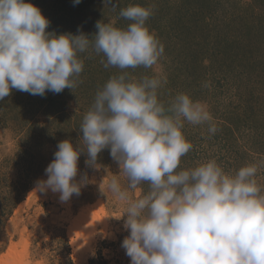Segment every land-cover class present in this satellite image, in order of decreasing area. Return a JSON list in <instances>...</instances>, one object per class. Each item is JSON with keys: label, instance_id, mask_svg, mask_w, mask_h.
Returning <instances> with one entry per match:
<instances>
[{"label": "clouds", "instance_id": "1", "mask_svg": "<svg viewBox=\"0 0 264 264\" xmlns=\"http://www.w3.org/2000/svg\"><path fill=\"white\" fill-rule=\"evenodd\" d=\"M79 4L80 0H74ZM107 3L113 6L112 0ZM152 7L130 4L120 17L126 28L97 21L94 36L47 31L50 21L31 0H0V101L13 89L31 95L60 93L77 86L84 68L80 54L90 48L103 54L104 67L121 70L98 89L80 125L82 143L57 145L35 191L59 193L60 202L80 195L88 177L77 180L78 161L99 169L98 156L109 149L127 178L116 176L110 191L126 202L121 244L130 264H264V188L256 176L264 162L226 173L215 159L179 169L192 149L185 123L208 124L217 131L206 107L187 94L165 106L158 90L163 76L136 79L126 69L151 68L164 45L146 21ZM143 183L149 189L129 195ZM126 217V218H125Z\"/></svg>", "mask_w": 264, "mask_h": 264}, {"label": "rangeland", "instance_id": "2", "mask_svg": "<svg viewBox=\"0 0 264 264\" xmlns=\"http://www.w3.org/2000/svg\"><path fill=\"white\" fill-rule=\"evenodd\" d=\"M42 1L46 8L41 7ZM133 1L145 7L153 4L146 25L164 45V53L151 68L124 71L136 79L163 76L166 83L158 90V99L165 106L177 94H187L206 107L217 127L212 134L207 123H185L183 132L192 149L181 158L179 169L215 159L226 173L234 174L244 165L264 162V5L259 0H117L115 8L107 0H80L79 4L74 0H31L49 19L47 31L55 34H74L85 24L97 21L126 28L130 21L120 17L119 12ZM184 7L202 11L197 15L201 20L198 26L190 14L181 23L179 9ZM204 15L208 23L201 19ZM201 24L206 25L204 29ZM209 35L217 42L230 40L234 54H246L248 49L239 46L245 41L253 46V54L258 53L247 67L235 59L226 67L212 70L202 45L191 47L192 41L200 43ZM90 55L97 62L104 60L103 54ZM204 60L209 67L201 68ZM82 72L79 78L84 87H98L99 83H93ZM96 72L103 85L108 73L118 75L121 70L101 64L96 66ZM69 92L55 97L59 98L57 105L50 101L41 109L30 102L33 95L27 101L12 95L0 101V260L8 259L6 264H77L80 255L83 264H130L121 247L129 231L123 227L124 218H119L127 205L108 187L113 176L123 186L128 181L109 149L106 158L98 161V170L85 163L87 154H81L76 179L86 175L88 182L80 195L62 203L50 190L35 191L36 182L47 178L45 169L54 159L58 139L69 131H65L69 124L65 130L57 129L59 120L51 113L60 109V116L72 115L88 101L69 98ZM229 126H233L231 131ZM256 179L264 188V167ZM144 185L149 187L143 183L129 190V195L140 196ZM99 207L107 223L91 221L94 230L88 225L86 230L91 232L86 234L80 219ZM73 222L79 224L73 236L75 245L71 236Z\"/></svg>", "mask_w": 264, "mask_h": 264}, {"label": "trees", "instance_id": "3", "mask_svg": "<svg viewBox=\"0 0 264 264\" xmlns=\"http://www.w3.org/2000/svg\"><path fill=\"white\" fill-rule=\"evenodd\" d=\"M259 1H260V4L264 5V0H259ZM133 3H134V1L132 2V4ZM40 5H42L41 6L42 8L43 7L46 8L45 1H42ZM152 8H153V4H152ZM179 10L182 11V13L180 14L181 23H182V20H185V18L188 16V14H190V16H192L193 22L197 23L195 25L198 26V23H200L201 20H200V17H198L197 15L202 14V11H200L198 9L194 10V9L189 8V7L188 8L184 7L183 10L182 9H179ZM201 19L205 23H208V22H206L205 15ZM178 23H180V22H178ZM204 26H206V25L201 24V27L203 29H204ZM189 27H190V25H189ZM79 29L80 30L77 32L75 31L74 34H79L80 32H82L86 35L91 36V35H94V33L97 31L96 24H92V23L85 24L84 27H80ZM179 31H181V30L179 29ZM207 37H209V38H207ZM207 37H203L204 41L202 38L201 39L202 42H200V43L198 41H196L197 39H195L194 41H192L193 44L191 47H194L197 45H202V48L208 52V55L206 57L208 60H210V63H211L210 68L212 70L214 68L220 69L224 66L226 67L227 64H232L233 60H235V59H238L240 61V63L245 62V63H241V64L245 65L247 67L248 63L251 61V59H253V55L258 53V52L257 53L254 52L255 54H253V51L251 50V48H253V46L251 45V43H248L245 41V42H239V46L242 48L248 49L246 54L241 53V52L234 54V52L232 50L230 51V47H231V44H230L231 41L230 40H227L224 42H221V41L217 42V41L213 40L210 35ZM228 41H230V42H228ZM201 43H203V44H201ZM93 52L94 51L90 48L88 51L80 54V58L83 59V61H84V68H83L84 76L86 75L88 77V79L91 80L93 83L94 82H97V84L99 83L98 87L91 88L92 90H90V88H88V87L87 88L84 87L82 78L81 79L79 78L80 82L77 84L76 87H74L72 90L69 88H65L62 92H60L58 94L49 91L44 96L33 95L34 97L30 98L31 94H29L27 92H21V91L15 90V89H13L11 91L10 95H12V97H16L17 99H21V100H25V101H27L30 98V102L32 104L35 103L34 105L37 104L38 108L42 107V106L45 107L50 101H51L50 104H56L57 105L59 103L58 102L59 98L55 99V97H57V96L60 97L62 95L64 96L67 91L68 92L70 91L67 95L69 98L75 97L76 99H79V101H85L86 99L88 100V101H86L85 105L83 103V107L80 108V110H77L72 115L71 114L70 115L65 114L63 116L62 115L60 116V113H61L60 109H57L53 113H51L52 116H55V118L57 117L56 120L57 119L59 120V121L58 120L57 121L60 124L58 122L56 123L57 129L63 130V128L67 124H69V126H67L68 127L67 130H65V128H64L65 131H68V130L69 131L66 132L65 136L60 137V139H58L59 142L62 140H65V139H70L74 145L78 144V143H82V137H81L82 133L80 132L79 128H80V125L82 123L83 116L86 114V112L90 109L91 105L93 104L95 94L98 91V89L102 88L103 85L108 81V79L113 76V74L108 73V76H105L106 79L103 82L104 84L101 85V82H99V78H98V75H100V74H97L96 66H100L101 64L104 65V63H102L100 61L97 62L95 60H92L90 54ZM203 55H205V54H203ZM208 57H210V58H208ZM204 63H205V60H204ZM204 63H202V65H200L201 68H206L207 66L209 67V64H206V63L204 64ZM36 98H38V99H36ZM39 109H41V108H39ZM63 119H65V120H63ZM71 125H72V127H71ZM227 129L229 131H231V129H233V126H229ZM82 154H87V153L84 152ZM107 155H108V149L103 150L98 156V161H101L102 159L106 158ZM179 167H181V164ZM181 169H186V168L182 167ZM31 172H29V175L30 174L32 175ZM146 187L147 186L144 185V193L147 192L149 189V187H147V188ZM26 188H28V187H26ZM23 192H24V190H22V194H23ZM20 196H21V193H20Z\"/></svg>", "mask_w": 264, "mask_h": 264}, {"label": "bare ground", "instance_id": "4", "mask_svg": "<svg viewBox=\"0 0 264 264\" xmlns=\"http://www.w3.org/2000/svg\"><path fill=\"white\" fill-rule=\"evenodd\" d=\"M55 194L59 196V193H55ZM21 206L24 207V204L21 205ZM102 215L103 214H102V211H101V207H99L98 209H91V210H89L87 212V214H85L84 217H82L80 219L81 220L80 222L81 223H84L83 227L82 226L81 227H82L83 230L85 229V231H87L86 234H89L91 232L90 230L89 231L86 230V228L88 229V227H87L88 225H90L89 227H91V225H92V224H90L91 221L95 220V221H93L94 223H96L97 221H98V223L101 222L102 225L107 223V220ZM82 221H84V222H82ZM93 225H96V224H93ZM78 229H79V224L78 223H74L73 226H72V229H71V236H72V238H73V236L75 235V233L77 232ZM76 243L77 242L74 241V238H73V245H75ZM7 262H8V259H6V258H2L0 260V264H6ZM83 262H84V258L81 255L78 256V263L77 264H83Z\"/></svg>", "mask_w": 264, "mask_h": 264}]
</instances>
